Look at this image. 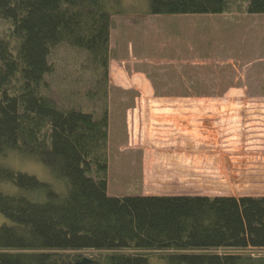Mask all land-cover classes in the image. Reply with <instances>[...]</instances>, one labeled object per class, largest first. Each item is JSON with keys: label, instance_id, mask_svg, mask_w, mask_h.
<instances>
[{"label": "trees", "instance_id": "trees-1", "mask_svg": "<svg viewBox=\"0 0 264 264\" xmlns=\"http://www.w3.org/2000/svg\"><path fill=\"white\" fill-rule=\"evenodd\" d=\"M121 0H0V264H264V197L108 194ZM264 14V0H149L148 15ZM38 159L59 190L13 169Z\"/></svg>", "mask_w": 264, "mask_h": 264}, {"label": "crops", "instance_id": "crops-1", "mask_svg": "<svg viewBox=\"0 0 264 264\" xmlns=\"http://www.w3.org/2000/svg\"><path fill=\"white\" fill-rule=\"evenodd\" d=\"M214 18L216 20L197 19L207 32L198 56H192L188 36L191 32L185 30L188 34L184 33V72L188 78L193 71V61L198 60L195 63L200 65L202 91L198 95L144 98L130 110V115L137 118L134 119L137 130L144 127L140 136H149V141L156 134L165 137L158 145L152 142L150 149L143 145L141 150L135 151L139 162L136 170L140 169L143 184L165 185L163 190L155 188L143 195L179 196V192H172L174 185H199L202 177L204 184L212 183L211 175L221 178L217 169L223 164L231 165V159L234 160L225 155L226 143L231 148L245 146L247 152L246 146H252L250 141L254 139V150L263 155L253 161L264 165V143L261 145L262 139L264 141V54L250 51L257 48L253 42L248 44L249 24L264 23V14L225 13ZM263 31L260 37L264 36ZM203 45L206 46L203 48ZM138 115L142 117L140 120ZM241 115L246 119L242 120ZM257 137L260 140L256 144ZM246 161L243 157L242 166ZM192 193L180 195H198Z\"/></svg>", "mask_w": 264, "mask_h": 264}, {"label": "rangeland", "instance_id": "rangeland-1", "mask_svg": "<svg viewBox=\"0 0 264 264\" xmlns=\"http://www.w3.org/2000/svg\"><path fill=\"white\" fill-rule=\"evenodd\" d=\"M148 7L149 0H121L117 7L118 12L112 17L110 82L113 89L110 93L111 112L108 142L110 157L108 194L112 197L148 194L147 192H153L155 188L163 190L162 187L165 185L147 186L143 184L140 169L136 170L139 162L136 159L135 151L141 150L143 145L150 149L152 142L153 145H158L162 140H165V137L156 134L149 141V136H140L144 127L137 130L134 123L136 117L130 115V110L134 109L144 98L198 95L202 91L200 88V65L195 63L198 60L193 61L195 65H192L193 71L188 75V78L184 72V33L188 34L185 30L191 32L188 36L191 38L192 56H198L201 50L200 45L204 40L203 36L207 32H204L205 26L197 19L216 20L214 17L217 16L148 15L146 14ZM257 15L262 16V14ZM249 28H251V32L248 44L253 42L254 48H257H250V51L256 50L257 54H264V36L260 37L264 23L254 21L249 24ZM7 29L8 24L0 20V37ZM258 43L260 45H257ZM205 46L203 45V48ZM209 46L212 45L209 44ZM253 71H255L254 68ZM240 117L242 120L246 119L243 115ZM140 118L142 117L138 115V120ZM155 139L159 141H154ZM239 140L242 141L243 138L240 137ZM258 140L260 138L257 137L255 143ZM250 142L252 146H246L247 152H245V146L231 148V145L224 143L225 155L229 158L233 157L234 160L231 159V161L235 167H239V169L235 168V176L227 168L226 174H220L221 178H214V175H211L212 183L204 184L205 179L202 177L199 185H174L173 190L171 189L172 192L180 194L195 192L192 194H198L188 196L213 194L236 198L264 197V165L259 166L257 162L253 161L258 160L263 154L254 150L252 144L254 139H251ZM263 143L262 139L261 145ZM196 146L198 147L199 143ZM243 152L245 153L243 154ZM141 154L139 153L140 157ZM243 157L247 161L242 166ZM5 164L15 170L49 182L58 190L60 189L59 185L63 187V183L60 184L61 181L30 154L13 152L5 158ZM217 180L218 182H214ZM167 187L172 188V186ZM180 194L179 196H183ZM4 224H11V222L0 213V225ZM248 251L264 254V249Z\"/></svg>", "mask_w": 264, "mask_h": 264}, {"label": "bare ground", "instance_id": "bare-ground-1", "mask_svg": "<svg viewBox=\"0 0 264 264\" xmlns=\"http://www.w3.org/2000/svg\"><path fill=\"white\" fill-rule=\"evenodd\" d=\"M144 85V84H143ZM230 162V161H229ZM232 165H221L217 170H218V172L217 173H219V174H226L227 173V168H229L230 170H231V174L233 175V176H235L236 175V172H235V168H239V167H235L234 166V164H233V162H230ZM235 172V173H234Z\"/></svg>", "mask_w": 264, "mask_h": 264}, {"label": "water", "instance_id": "water-1", "mask_svg": "<svg viewBox=\"0 0 264 264\" xmlns=\"http://www.w3.org/2000/svg\"><path fill=\"white\" fill-rule=\"evenodd\" d=\"M90 264V263H89Z\"/></svg>", "mask_w": 264, "mask_h": 264}]
</instances>
